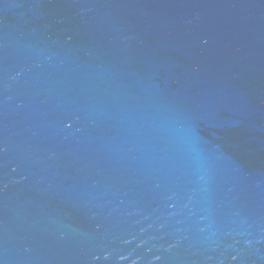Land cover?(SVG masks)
Listing matches in <instances>:
<instances>
[{
    "label": "water",
    "instance_id": "1",
    "mask_svg": "<svg viewBox=\"0 0 264 264\" xmlns=\"http://www.w3.org/2000/svg\"><path fill=\"white\" fill-rule=\"evenodd\" d=\"M0 264H264V0H0Z\"/></svg>",
    "mask_w": 264,
    "mask_h": 264
}]
</instances>
